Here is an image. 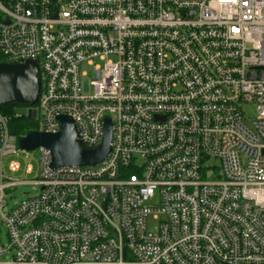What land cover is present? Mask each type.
Returning a JSON list of instances; mask_svg holds the SVG:
<instances>
[{
	"label": "built area",
	"instance_id": "built-area-1",
	"mask_svg": "<svg viewBox=\"0 0 264 264\" xmlns=\"http://www.w3.org/2000/svg\"><path fill=\"white\" fill-rule=\"evenodd\" d=\"M28 59L36 130L68 115L95 147L108 117L110 150L51 168L39 147L14 178L0 112V264H264V0H0V62Z\"/></svg>",
	"mask_w": 264,
	"mask_h": 264
},
{
	"label": "water",
	"instance_id": "water-1",
	"mask_svg": "<svg viewBox=\"0 0 264 264\" xmlns=\"http://www.w3.org/2000/svg\"><path fill=\"white\" fill-rule=\"evenodd\" d=\"M40 90V75L34 60L21 63L0 62V107L6 103L19 102L29 106L37 101ZM28 116H35L34 109H28ZM60 129L57 132L30 130L17 139L20 150L32 151L44 148L50 152L51 168L74 165H93L102 161L110 150V118L105 117L102 136L98 145L89 147L78 139V132L68 115L57 117Z\"/></svg>",
	"mask_w": 264,
	"mask_h": 264
},
{
	"label": "rangeland",
	"instance_id": "rangeland-1",
	"mask_svg": "<svg viewBox=\"0 0 264 264\" xmlns=\"http://www.w3.org/2000/svg\"><path fill=\"white\" fill-rule=\"evenodd\" d=\"M103 61L101 60H95L93 61L94 64H102ZM84 71L87 74V77L84 78L83 82L87 84L88 78L91 75V65H88L87 63L82 64L81 66V72ZM28 109L25 106H15L14 112L18 115H25L27 114ZM244 116L245 118L252 119L255 115V105L254 104H247L243 107ZM38 116V115H37ZM36 116V117H37ZM36 117L34 118L36 121ZM36 150L29 151V155L25 158L23 154H20L17 157L18 162L20 163L21 169L18 172L13 173V177L15 178H24V179H33L37 175V160H36ZM27 163L32 164L33 171L30 174H24L23 168ZM4 172L8 173L6 167L4 168ZM38 190L37 186L33 183H22L18 184L12 188H6L3 191V198L5 199V205L3 208V212L6 213L16 202L22 200L26 196L32 195L36 193ZM157 224V220L154 218H148L147 219V227L148 229H153ZM0 242L3 245V247H7L8 245V239H7V230L6 226L1 218L0 215ZM12 251L9 250L4 253L3 258L9 259L11 257Z\"/></svg>",
	"mask_w": 264,
	"mask_h": 264
},
{
	"label": "trees",
	"instance_id": "trees-1",
	"mask_svg": "<svg viewBox=\"0 0 264 264\" xmlns=\"http://www.w3.org/2000/svg\"><path fill=\"white\" fill-rule=\"evenodd\" d=\"M28 106L24 103L19 102H11L1 105L0 112L9 116V131L14 134L17 139L23 135H25L30 130H36L37 123L32 116L25 115H15L14 107L15 106Z\"/></svg>",
	"mask_w": 264,
	"mask_h": 264
}]
</instances>
